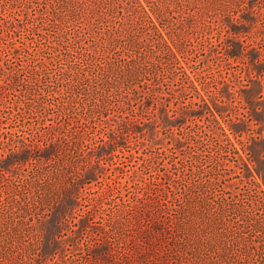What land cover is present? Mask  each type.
<instances>
[{
    "label": "rangeland",
    "instance_id": "1",
    "mask_svg": "<svg viewBox=\"0 0 264 264\" xmlns=\"http://www.w3.org/2000/svg\"><path fill=\"white\" fill-rule=\"evenodd\" d=\"M150 1L157 20L183 48L193 70L207 82L206 88L216 91L221 84H218L219 80L225 81L232 92L233 114L244 111L239 105L242 100L247 104L245 111L251 118L250 131L254 136L262 131L264 139V0ZM60 3L58 0H0V55L8 54L2 61L16 78L15 82L11 81L10 89L0 92V157L16 151L18 142L22 141V132L27 135V140L34 142L38 139L37 132L48 130L52 124H73L58 156L44 169L38 163L8 165L9 172L3 174L0 162V211L15 187L24 185L26 188L29 176L40 175L43 178L41 195L44 202L41 208L47 221L38 233L51 228L58 243L54 253L42 256L46 244L53 243L52 240L43 235L37 237L27 228L8 226L6 244L0 243V264H206L204 253L199 252L201 244L205 248L221 250L224 240L213 230L202 234V229L219 222L207 214V203L227 193L215 185L208 193L200 194L192 183L212 171L217 160L223 159V163L228 164L227 168L233 163L227 162V154L218 151L211 140L205 139L198 147L206 155L200 159L203 172L189 165L177 169L175 162L189 154L187 140L180 150L169 156L171 153L168 150L164 152V145L151 148L142 140L139 144L133 134L127 135L122 142L123 147H115L112 155H97L96 148L101 144L90 142L87 132L108 131L112 120L118 117L112 110L106 111L110 120L104 124L100 121L98 109L89 112L85 99L90 94L96 98L102 94L91 86L101 82L86 84L81 79V70L86 69L89 63L91 66L99 65L100 60L104 61L105 56H109L107 30H112L119 22L129 25V20L125 18L127 13L121 10L122 0H111V5L107 6L109 14L104 18L98 16L100 11L93 0L87 5L80 4L81 8L73 14ZM143 35H147L146 32ZM143 35L133 44L141 47L138 52L145 53L149 62L152 61V43H147L149 39ZM129 39L130 43L134 41L132 36ZM98 44H102L106 52L95 50ZM132 49L135 48L127 45V48L113 50L109 54L115 59L120 55L134 56L136 51ZM91 52L102 55L94 54L90 62ZM228 52L236 56L229 57ZM86 53L89 54L88 59ZM70 67L76 74H68L66 70ZM127 80L137 79L123 74L121 81L126 83ZM161 81L162 78L156 80L158 88L168 90L169 85ZM145 96L142 93L133 106L124 109L126 116L133 120L142 110L140 120L152 121L154 111L146 110L143 104ZM183 101L182 97L170 95L164 101L165 108L174 112L184 105ZM81 118L88 119L86 125L81 124ZM194 123V119H188L175 131L179 136L189 138ZM157 134L166 138L170 130L158 127ZM248 151L252 160L264 165V143L251 141ZM160 153L165 158L169 156V160L166 158V162L171 164L168 179L162 176ZM149 155L152 156L151 161H144L143 156ZM91 166L98 167L94 177L81 181V176ZM176 174H180L182 180L177 181ZM221 175L222 183L231 185L228 190L232 191L230 208L240 225L237 228L235 223L228 229L232 253L231 256L226 254L225 263L264 264V234L259 235L254 227L264 229V214L253 206V183L243 182L239 165L230 167L229 171L225 169ZM73 182L78 184L79 193L75 192V204L62 212V228L57 229L52 225L51 217L59 209L65 190ZM168 182L177 189L173 192L164 190L166 201L157 203L150 210L152 216L159 210L172 218L169 223L172 230L160 235L150 231L146 220H142L141 214L147 211L139 207L138 198L147 184L167 186ZM182 184L191 189L183 202L179 192ZM38 188L32 185L33 192H38ZM79 220H86L87 227H82ZM1 221L0 218V234L3 232ZM254 240L255 244L252 243ZM97 245L108 249L106 259L91 256ZM190 247L196 249L194 253L191 251L192 254Z\"/></svg>",
    "mask_w": 264,
    "mask_h": 264
},
{
    "label": "trees",
    "instance_id": "2",
    "mask_svg": "<svg viewBox=\"0 0 264 264\" xmlns=\"http://www.w3.org/2000/svg\"><path fill=\"white\" fill-rule=\"evenodd\" d=\"M58 1L61 2L60 4L63 7L69 9L70 14H73L75 10L81 8V5H87L91 0ZM93 1H95L97 9L100 11L98 15L100 18H104L109 14L110 9L107 6L111 5V0ZM122 3L121 10L127 13L125 18L129 20L127 21L129 25L119 22L113 26L112 30H107V39H110L107 53L109 56H105L104 61L100 60L99 65L91 66L89 63L86 69L81 70V79L86 84H89L88 82L93 84L95 81L98 83L101 82V84L99 83L101 86L98 84L91 86H93L92 89L100 90L102 94H98L99 96L97 98L90 94L89 98L85 99V102L88 101L89 112L98 109L100 112V121L104 124H108L110 120L108 114H105L106 111L112 110L117 113L118 119L112 120L113 124L108 131H101L99 129L96 132H87V137L90 142L95 141L101 144V146L96 148V154L100 156L104 154L110 156L116 149L115 147L120 146L122 148V142L129 134L136 136L139 144L141 140L148 142L151 148H159L157 147L158 145H164V152L168 150V153H171L169 156H173L176 151L180 150L184 146V141L187 140L188 147L190 148L189 154L186 158L175 162L174 165L176 167L178 166L177 169L181 168L180 166L184 168L189 165L198 171L204 170L202 161L200 163L203 154L198 147L205 142V139L211 140L218 151L226 153L228 158L225 159L229 163L232 162V165L230 164L227 168L228 164H224L223 159L217 160L215 161V168L212 171L206 172L200 181H194L192 183V187L196 188L200 194L208 193L211 186L215 185L221 187L223 192L225 193L226 191L227 193L221 197H215L211 202L207 203V214L212 219L214 218V220L218 219L219 222L213 227H205L202 229V234L212 233L213 230L218 236L224 237L223 246L220 250L215 247L205 248L201 244L202 248L199 249L200 254L204 253V261L206 264H226V254L229 253L231 256L232 253V241L229 240L231 232L228 229H231V226L235 223L237 228H240V225L237 217H235V213L230 208L229 200L232 196V191L229 192L228 190L231 189V185L222 183L221 173L225 169L229 171L230 167L233 168L239 165L243 182L253 183V206L255 205V210L262 211L264 214V165H258L255 160H252L248 151V146L251 141L264 143L263 132H257L254 136L250 131L249 123L251 118L245 111L247 104H244L242 100L239 105L244 111L233 114L232 110L235 106L233 105L232 92L225 81L222 80L220 82L219 80L218 84H221L218 85L216 91L206 88L207 82H204V79L193 70L192 64L185 56L183 48L157 20L156 11L150 0H122ZM113 7L115 10L117 9L115 6ZM153 16L158 22H156ZM145 32L147 35H143ZM142 35L149 39L147 43H152L150 46L152 61L149 62L146 61L145 53L138 52V49L141 47L138 44H133L135 43V39L140 41ZM131 36L134 37V41L130 43L129 38ZM94 45L96 44L94 43ZM127 45L130 48H135L132 49L136 51L134 56H129L128 54L126 56L120 55V57H116L117 59H115L109 54L113 50L125 49ZM95 50L105 51L102 48V44H98ZM91 54L90 62L94 54H98V56L102 55L99 52H95L94 54L91 52ZM6 56L8 54L5 56L4 54L3 56L0 55V92L10 89L12 86L11 81H16L14 72L9 68L7 69L2 61ZM228 56L235 57L236 54L228 52ZM86 57L88 59L89 54L87 55L86 53ZM66 71L68 74H76V71L71 70V67ZM123 74H130L137 80H127L124 83L121 81ZM159 78H162L161 82L169 85L168 90L158 88L159 83L156 80ZM142 93L146 95L143 98V104L146 110L151 109L154 111L152 121L147 123L139 118L142 110L137 112L133 120L126 116L124 112L126 107L133 106V103L141 98ZM170 95H176L178 98L182 97L184 99V105L177 107L174 112H169L164 104V101L168 100V96ZM1 101L2 97L0 96ZM188 119L195 120L193 132H191V135H188L189 138H183L175 130L183 127ZM87 122V118H81L82 125H86ZM71 125L73 124H52L48 130L37 132L36 137L39 140L36 139L34 142L27 140V135L22 132L20 135L22 141L18 142L16 151H13L11 154L1 155L0 157V162L3 165V174L9 172L8 165L28 166L38 163L44 169L46 164H50V162L56 159L60 151L59 148L66 143L68 133L72 127ZM157 126L160 129H169V136L166 138L158 136ZM164 139H167L165 143L162 142ZM62 140L64 142H61ZM169 156L166 157L168 160ZM160 158L162 161L160 165L164 171L162 176L168 179V171L171 169L169 165L171 164L166 162L163 153H160ZM143 159L144 161H151L152 156H143ZM155 168L159 171V167L157 168L155 165ZM97 169V166H91L81 176V181L86 178L91 180ZM176 178L177 181L179 179L182 180L180 174H176ZM26 182H28L26 188L24 185L15 187L9 200H6L2 205L0 218L2 220L1 228L3 232L0 234V243L3 245L6 244L5 237L8 234L6 232L8 226H13L14 229L27 228L28 232H32L35 236L43 235L49 241H53V243L48 242L46 244V249L42 253V256H48L58 249V243L54 240L55 233L51 228H47L38 233L39 229L43 230V225L47 221L46 214H44V210L41 208L44 205L41 195L43 178L40 175H33L32 177L29 176ZM32 185H37L39 191L33 192ZM151 185L147 184L145 186V190L138 198V203L140 204L138 206L142 208V211L144 209L147 211L141 214V218L143 221L146 220L148 229L161 235L167 230H172L169 224L172 218L170 215L167 216L159 210L154 212L152 216L150 210L155 208L154 206L157 203L166 201L167 195L164 190L169 189V191L173 192L177 189V186L172 185L170 182L167 183V186L159 183H153ZM78 188V184L73 182L70 188L65 190L66 194L60 203L59 209L51 217V223L57 229L62 228L60 220L62 212H65V210L75 204L76 195L79 193ZM188 191L191 192L190 186L182 184V188L179 191L182 202L187 200L186 196L188 195ZM152 192L153 195H151ZM179 207H181V204ZM50 211L52 212V209ZM148 214H151V217ZM79 223L82 227H87L86 220H79ZM254 227L257 229L259 235L263 236L264 229L261 226L258 227L255 225ZM255 242L254 240L252 243L255 244ZM73 245L71 244V246ZM256 247L258 249L261 248L259 245H256ZM94 248L91 251L92 257L106 259L108 251L106 246L97 245ZM190 249V252L193 251V253L196 250L191 247ZM206 251L209 253H205Z\"/></svg>",
    "mask_w": 264,
    "mask_h": 264
}]
</instances>
